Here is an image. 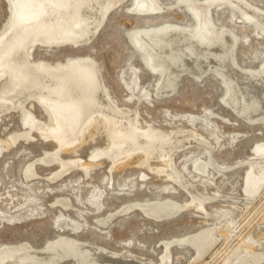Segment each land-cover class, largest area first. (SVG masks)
I'll use <instances>...</instances> for the list:
<instances>
[{
  "label": "rangeland",
  "instance_id": "obj_1",
  "mask_svg": "<svg viewBox=\"0 0 264 264\" xmlns=\"http://www.w3.org/2000/svg\"><path fill=\"white\" fill-rule=\"evenodd\" d=\"M159 1L166 8L152 14L132 11L134 0H124L108 14L89 42L36 45L33 60L58 66L77 57H91L98 63L118 111L129 116L139 112L157 129L188 135L193 132V136L197 132L211 146L196 143L175 154V170L184 178L180 183L137 162L120 161L113 166L104 156L97 158L88 172L75 165L62 173L58 161L50 160L58 149L55 140L44 139L36 129L32 131L34 138L19 137L0 154V258L11 254L1 252V248L13 251L18 258L10 264H20L19 255L26 251L36 257L29 264H77L59 254L58 259L55 255L46 260L40 257L47 253L41 248L54 240L91 242L117 253L130 251L155 263L169 255L165 264H223L245 240L244 250H249L248 244L253 241L255 252L264 254V197L248 206L244 202L248 197L244 191L248 162L254 157V147L264 142V122L245 121L228 107L227 89L216 75L197 79L182 71L174 77L178 82L175 90L170 88L173 92H159L161 85H156L160 76L148 66L134 38L172 26H197L188 5L205 0ZM248 1L264 9V0ZM212 16L218 25L239 36L235 50L238 62L247 69H260L264 64V34L257 26L247 23L242 12L228 4L215 6ZM10 18V0H0V33ZM25 100L39 121L53 123L49 110L37 99L32 104L29 96ZM19 109L11 108L0 115V140L29 131ZM108 147L109 138L98 132L75 150L58 151L65 161H89L94 150ZM203 163L207 164L206 172L197 169ZM194 194L211 198L204 204L205 210L196 206L197 201L174 217L156 220L138 205L128 208L168 199L187 204ZM209 228H214L218 241L210 254L199 257L194 246L177 242Z\"/></svg>",
  "mask_w": 264,
  "mask_h": 264
},
{
  "label": "bare ground",
  "instance_id": "obj_2",
  "mask_svg": "<svg viewBox=\"0 0 264 264\" xmlns=\"http://www.w3.org/2000/svg\"><path fill=\"white\" fill-rule=\"evenodd\" d=\"M123 1L10 0L11 18L6 29L0 33V115L11 108H20L24 125L29 131L0 140V154L19 137H32L35 129L44 139L55 140L58 149L74 150L88 137L92 138L102 132L109 138V147L94 150L91 160L75 158L65 161L60 158L57 149L50 158L51 162L58 161L63 168L62 173L75 165H80L85 169L84 172H88L96 165V159L104 156L112 161L113 166L120 161L137 162L153 168L152 171L156 169L159 173H165L167 177L181 183L182 179L175 170V154L187 145L203 143L211 146L197 132L194 137L193 132L188 135L187 132L157 129L154 124L143 119L139 112L129 116L126 112L118 111L115 108L118 103L107 91L99 65L91 57H77L58 66L33 60L32 49L36 45L61 46L67 45L66 42L75 45L89 42L108 14ZM161 3L159 0H134L131 8L136 13L153 14L166 8ZM220 4L238 8L244 20L257 26L264 34V9L248 0H205L188 5L198 21L197 26H172L164 30L144 32L137 34L134 41L138 49L146 55L148 66L160 76L156 85L157 88L161 85L159 92H173L170 88L175 90L178 82L174 77L178 78L182 71L197 79L207 74L216 75L227 89L225 104L245 121L254 119L256 122L258 119L263 123L264 64L260 69L251 70L238 62L235 50L239 36L232 29L218 25L212 16L213 8ZM87 32L89 34L86 36ZM28 96L31 104L37 99L49 110L53 118L52 124L36 118L25 102ZM203 164H199L197 169L206 172L207 164ZM248 165L244 188L248 196L244 201L247 206L255 199L264 197V142L254 147V157L249 160ZM168 169H171V173H167ZM184 186L188 187L186 184ZM210 199L194 194L191 203L187 204L168 199L134 204L128 208L138 205L149 217L162 220L176 216L197 201L196 206L205 210L204 204ZM56 241L41 248V252H47L40 256L43 260L59 254L71 257L77 264H165V260L169 261L171 258L165 255L161 263H155L130 251L117 253L91 242H79L78 239L76 243L74 240V243ZM177 242L194 246L200 254L199 257L204 253H212L218 244L214 228ZM252 242L248 244L249 250H244L243 244L240 245L229 254L223 264L263 263L264 254L255 252L257 245ZM171 244L172 242L166 243L168 252ZM1 250L5 254H11L9 257L1 256L0 264H10V261L17 260L18 256L13 251L5 247ZM28 252L19 255L20 264H29L31 259L36 258L32 252ZM35 255L38 256V253ZM5 257L9 259L3 262Z\"/></svg>",
  "mask_w": 264,
  "mask_h": 264
}]
</instances>
